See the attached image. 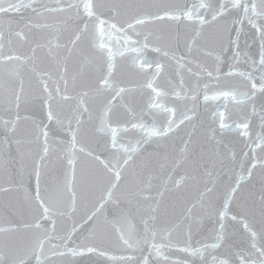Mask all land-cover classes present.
<instances>
[{
	"label": "water",
	"instance_id": "obj_1",
	"mask_svg": "<svg viewBox=\"0 0 264 264\" xmlns=\"http://www.w3.org/2000/svg\"><path fill=\"white\" fill-rule=\"evenodd\" d=\"M0 264H264V0H0Z\"/></svg>",
	"mask_w": 264,
	"mask_h": 264
}]
</instances>
